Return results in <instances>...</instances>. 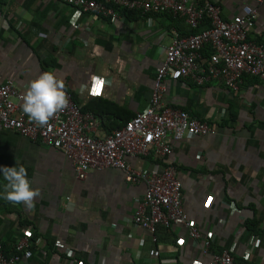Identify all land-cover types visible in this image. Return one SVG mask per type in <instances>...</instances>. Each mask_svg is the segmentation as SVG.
Wrapping results in <instances>:
<instances>
[{
  "label": "crops",
  "instance_id": "0c3cea01",
  "mask_svg": "<svg viewBox=\"0 0 264 264\" xmlns=\"http://www.w3.org/2000/svg\"><path fill=\"white\" fill-rule=\"evenodd\" d=\"M217 1L225 21L255 9L248 38L262 42L264 5ZM118 15L121 20L112 23L61 0H0L2 81L24 95L31 81L51 71L81 111L97 119L95 137L121 129L148 105L171 32L183 34L187 26L171 15L120 10ZM163 101L216 130L214 137L170 142L183 209L201 240L189 239L177 226L154 235L136 226L132 217L145 185L126 183L120 170H92L79 180L61 151L3 132L0 166H23L39 192L30 208L0 197L6 252L13 253L16 241L28 236L19 264H212V254L229 249L240 264L263 258L264 81L244 76L238 90L230 91L217 80L198 87L181 79L167 82ZM126 160L133 169L156 173L167 165L152 156ZM4 183L0 178V192ZM209 235L214 240L204 254L202 240ZM55 241L64 248H56ZM150 250L158 257H149Z\"/></svg>",
  "mask_w": 264,
  "mask_h": 264
},
{
  "label": "built area",
  "instance_id": "2783aa9c",
  "mask_svg": "<svg viewBox=\"0 0 264 264\" xmlns=\"http://www.w3.org/2000/svg\"><path fill=\"white\" fill-rule=\"evenodd\" d=\"M78 13L91 14L115 23L118 11H135L140 15H171L180 19L189 29L197 30L203 22L209 27L196 34L181 36L171 32L170 43L164 48V58L155 70L148 105L137 112L121 129L98 138L94 136L97 119L81 111L73 94L64 91L66 106L55 113L46 124L39 125L22 112L19 103L23 93L0 76V134L14 132L32 142L55 148L71 163L75 176L84 180L92 170L117 169L129 184H144L145 193L136 204L133 223L151 235L159 229L173 226L186 230L193 241L201 240L197 224L183 209L182 183L174 168L170 142L198 137H214L216 130L182 110L166 105L163 96L167 82L189 79L196 86L211 80L220 81L228 90H238L244 76L264 81V37L262 42L248 38L256 21L255 9L245 16L230 21L221 18L217 0H61ZM264 5V0H256ZM210 48L203 57L202 51ZM152 156L167 165L159 173L147 169H133L130 157ZM214 236L202 240L203 253L208 254ZM29 237L19 238L13 253L6 254L0 239V264H19L26 255ZM54 246L63 249L60 241ZM232 249L212 254V264H238ZM149 257H158L150 250ZM256 264H264V257Z\"/></svg>",
  "mask_w": 264,
  "mask_h": 264
},
{
  "label": "clouds",
  "instance_id": "9594fccd",
  "mask_svg": "<svg viewBox=\"0 0 264 264\" xmlns=\"http://www.w3.org/2000/svg\"><path fill=\"white\" fill-rule=\"evenodd\" d=\"M63 83L51 71L41 73L31 81L23 95L22 112L29 120L44 125L57 112L63 110L67 100ZM0 178L5 182L0 197L13 203H23L31 207L38 190L31 187L23 166H0Z\"/></svg>",
  "mask_w": 264,
  "mask_h": 264
},
{
  "label": "trees",
  "instance_id": "16d2710c",
  "mask_svg": "<svg viewBox=\"0 0 264 264\" xmlns=\"http://www.w3.org/2000/svg\"><path fill=\"white\" fill-rule=\"evenodd\" d=\"M97 1H101V0H97ZM205 26H206V28L207 27H209V24L207 23V22H203L202 24H201V26L197 29V30H191V29H189L188 27H186L187 28V30L184 32L183 31V34H180L181 36H189V35H192V34H196L197 32H199V31H201L202 30V28H204V29H206L205 28ZM210 54V48L209 47H206L205 49H203V51H202V55H203V57H206V56H208ZM82 111H84L83 109H81ZM86 110V109H85ZM247 224V227L249 228V229H254V227H252V226H254L253 224H251V225H249L248 223H246ZM3 249H4V252L6 253V254H9L8 252H6V250H5V248H4V244H3ZM238 264H240V263H238Z\"/></svg>",
  "mask_w": 264,
  "mask_h": 264
}]
</instances>
